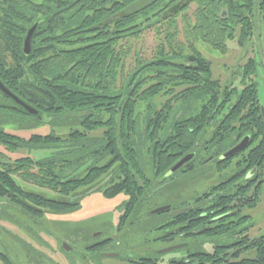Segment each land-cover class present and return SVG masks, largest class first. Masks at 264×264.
I'll use <instances>...</instances> for the list:
<instances>
[{"label": "trees", "instance_id": "obj_1", "mask_svg": "<svg viewBox=\"0 0 264 264\" xmlns=\"http://www.w3.org/2000/svg\"><path fill=\"white\" fill-rule=\"evenodd\" d=\"M240 2L0 0L1 83L50 123L69 126L72 117L77 125L65 135L51 132L27 139L0 128V147L29 152L13 162L0 154V198L39 220L46 213L76 211L81 197L95 190L107 199L125 196L121 217L135 215L152 182H157L155 190L180 158L201 152L203 138L208 137L203 150L219 154L231 146L233 136H249L241 176L248 170H255V176L221 196L217 206L234 202L236 216L240 207L255 209L260 189L255 182L264 175L256 64L249 59L243 66L241 91L230 89V81L222 85L211 77L210 63L197 47L203 42L225 53L228 41L248 42L255 32L253 2L245 12ZM190 3L196 6L191 17L186 14ZM35 22L31 53L25 56L23 42ZM179 24L186 30L183 41ZM147 30L158 40L149 58L128 42ZM121 42L125 48L118 50ZM21 114L31 117L0 92V121L13 122ZM31 152L43 155L34 158ZM15 178L43 191L25 189ZM237 226H220L218 235ZM231 247L217 245L215 254ZM92 248L101 251L98 245ZM239 252L250 255L235 253L215 264H264V236ZM214 255H195L194 262L198 257L201 264L212 263ZM0 262L12 264L4 254Z\"/></svg>", "mask_w": 264, "mask_h": 264}, {"label": "flooded vegetation", "instance_id": "obj_2", "mask_svg": "<svg viewBox=\"0 0 264 264\" xmlns=\"http://www.w3.org/2000/svg\"><path fill=\"white\" fill-rule=\"evenodd\" d=\"M249 1L250 0H243L244 3L240 2L239 7H244L243 12H245V8ZM252 2V15L255 18L253 27L255 32L252 37H249L248 42H245L244 45H239L237 40L234 39L239 47V53L242 52V55L239 56L237 60L239 61L240 57H242L241 60L244 61L243 63L237 62L236 66L233 68V71L229 72L223 80H221L219 76L214 74V70L210 60L202 54L201 49L205 50L211 56H214V53H216L217 55H225L227 51L225 53H221L213 50L203 42L197 43L198 50L203 56L202 58L210 63L211 77L215 80H218L222 85H225L226 82L230 81V89L237 88L238 91H241L243 87L240 83L242 79L241 71L247 61L249 59H253L256 64L257 71V63L259 64L261 62V59L263 60L260 48L257 47V42L260 40L261 30L264 31V0H252ZM182 4L184 5V2ZM179 6L180 5H175L176 9H178ZM221 16L224 18L227 16V13L222 11ZM251 47H254L253 52L249 51ZM249 53L251 54L250 56ZM225 69L226 67L223 68V70ZM255 76L256 72L253 76V79L255 78ZM237 80L238 86L241 87H239L240 89H238V86H235L234 84V82H236ZM3 95L7 97L5 94ZM15 105L18 106L17 104ZM20 109L24 111L21 107ZM35 110L38 112V115H31L24 111L31 117L23 116V114H21L20 117L23 116V119L27 121L30 119H34L36 122H40L42 120L49 122V120L46 119L45 116L40 114L37 109ZM71 119L72 120L68 122L71 123L69 124V126L75 125L77 127L76 122H74L75 118L71 117ZM59 126L60 128L67 126L69 129V126L65 124ZM207 139L208 137H205L201 140V144L203 145L201 147V152H192L185 155H191V158L187 162H185V164L181 168H179L171 175H165L164 179H167L164 182L163 179L158 180V182H163V184H161L160 186L158 185L159 187H156L155 190H153L152 188L155 187L157 182H152V188L147 192L146 197L143 200V205L135 215L130 213L126 217H121L125 214L124 207L122 206V211L120 213L119 219L114 225V232L108 235H103V233L95 235L93 241L87 243L79 251V256L81 257V252L83 251L84 257H92L95 255V257H93L91 260H99L102 258H108L103 256L104 253H113L117 254V257L109 259L117 260L118 264H201V261H199L198 257L197 261L194 262V259L196 258L195 255H214V248L217 245L222 247H228L231 245L233 247L222 250L221 253L219 252L220 254H215L212 257V263L206 264H215L219 261V259L226 260L227 257H232L235 253L241 255V253L239 252L240 249L245 248L252 239L260 237H251L248 235L250 229L249 221L251 219L250 211H252V209H249L247 207H240L238 210V215L236 216L234 214H237V211L235 209H232L235 204L234 202H228L221 208H219L217 205L218 199L221 196L225 194H233L235 189H237L239 186H245L247 184V181L251 180L253 176H255V170H248L241 176L243 169H245V164L242 162L244 156L246 155V152L244 151H247L248 145L250 143V138L249 136H244L238 139L236 136H233L231 146H229L224 152L219 154H214L211 152L206 153V151L203 150L205 140ZM243 140L247 141L246 146H244L240 151L228 157L222 158V156L227 151L235 147L237 144L241 143V141ZM0 154L4 157L5 160L12 162L21 158L20 157L14 160H9V155L4 154L3 152H0ZM185 156H183L182 158H184ZM182 158H180L179 160H181ZM207 166H211L214 171L220 174L221 177H224V179L219 182V184L212 186L206 192L198 194L190 199L171 203L170 205H167L169 207L168 209L158 214L152 215L151 212L153 210L148 214H145V212L150 210V208L147 209L146 206L151 195H153V193H156V191L159 190L166 182L175 180L180 183L189 177H193L200 172L207 170ZM237 175H239V177L235 179ZM107 180L108 178H106L94 189L98 190V188ZM263 180L264 175L262 176V178H257L255 186L259 187ZM74 198L72 200H75ZM124 201L125 200H122V205ZM6 203L9 205L7 201ZM220 209L228 210L223 213H218ZM143 210L144 215H147L148 217L141 215ZM178 214H180V216H177ZM247 218H249V220H247ZM235 223L238 224V226L232 229V231L228 230L226 233L218 235L219 231L217 229L220 226L224 227L226 225ZM242 232L243 234H241ZM136 238L137 240H133ZM72 243H74V240H70L69 244L67 243L70 248V251L68 253H65V251H63V249L61 248L62 252L65 254H70L74 250V246L72 245ZM95 245H98L101 248V251L93 249L94 247L92 248V246ZM167 249H170V251L163 252ZM249 255L250 253L248 252L246 254H242L240 258Z\"/></svg>", "mask_w": 264, "mask_h": 264}, {"label": "rangeland", "instance_id": "obj_3", "mask_svg": "<svg viewBox=\"0 0 264 264\" xmlns=\"http://www.w3.org/2000/svg\"><path fill=\"white\" fill-rule=\"evenodd\" d=\"M195 4L191 3L187 8L186 14L192 16L195 10ZM180 22V19H178ZM179 39L184 40L183 32L186 31L182 24L178 25ZM138 41V42H137ZM132 47H136L142 56L150 57L156 50L158 40L153 30L145 31L137 40H129ZM125 43L120 44L118 50ZM260 48L263 60L257 63V71L254 81L258 88V99L261 107L264 109V31L261 30L260 40L257 42ZM251 47L249 51L253 52ZM202 54L208 58L212 64L214 74L219 76L221 80L233 71L237 62L243 63L239 56V47L235 40L227 42V52L225 55L211 56L205 50L201 49ZM251 54L249 53V56ZM130 62L129 58L125 60ZM226 67L225 70L223 68ZM238 86V80L234 82ZM240 86H238V89ZM76 127L75 125H70ZM0 128L4 131L18 135L22 138H29L33 134L45 135L56 132L65 135L68 127H62L58 124L48 121L36 122L34 119L23 120V116L16 119V122H0ZM9 160L22 158L29 155L25 150H18L15 153H8L0 147ZM43 153L31 152V157L38 158ZM235 161V160H234ZM233 161V162H234ZM17 183L25 188L33 191L43 190L26 184L20 179L15 178ZM224 179L219 173L214 171L212 167L207 166V170L199 174L189 177L178 183L175 180L166 182L156 193L151 195L147 209L149 213L152 210L170 205L180 200L190 199L198 194L206 192L212 186L219 184ZM259 203L255 209L250 211L251 219L249 221L248 235L251 237L264 236V182L260 184L258 191ZM125 196H117L113 199L105 198L100 191H92L83 195L79 200V207L76 211L66 215H56L46 213L39 220L30 219L21 214L16 208L11 207L5 200L0 199V254H4L12 264H118L115 259L102 258L99 260H91L94 256L84 257L83 251L81 257L79 251L89 242L93 241L95 235L103 233L108 235L114 232V225L119 219L122 211V200ZM144 215V210L142 211ZM74 240L72 245L74 250L70 254L62 252V243H68ZM133 240H137L133 239ZM136 242V241H134ZM117 263H116V262ZM0 264H2L0 262Z\"/></svg>", "mask_w": 264, "mask_h": 264}, {"label": "water", "instance_id": "obj_4", "mask_svg": "<svg viewBox=\"0 0 264 264\" xmlns=\"http://www.w3.org/2000/svg\"><path fill=\"white\" fill-rule=\"evenodd\" d=\"M39 22H35L30 29L28 30L24 42H23V53L25 56H28L31 53V39L32 36L34 34V31L36 30L37 26H38ZM0 91L5 94L7 97H9L15 104H17L18 106H20L25 112H27L28 114L31 115H38V112L30 107L29 105H27L26 103H24L23 101H21L17 96H15L13 93H11L8 89H6L3 84L0 82ZM261 115L264 121V109L261 107ZM247 145V141L243 140L241 141V143L237 144L235 147H233L232 149H230L229 151H227L222 158L228 157L238 151H240L244 146ZM191 158V155L189 156H185L184 158H182L181 160H179L178 162H176L172 168L168 171V173L166 175H171L172 173H174L175 171H177L179 168H181L185 162H187L189 159ZM169 207H162L156 210H153L151 212V214H158L166 209H168ZM62 249L63 251H65V253H68L70 251L69 245L67 243H63L62 244ZM170 251V249H167L163 252H168ZM104 257H108V258H113V257H117V254H113V253H104L103 254Z\"/></svg>", "mask_w": 264, "mask_h": 264}]
</instances>
